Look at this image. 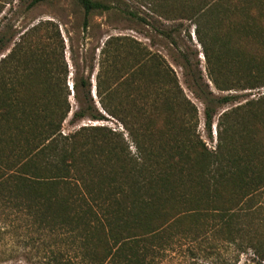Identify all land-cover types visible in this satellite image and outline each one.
I'll use <instances>...</instances> for the list:
<instances>
[{"label":"trees","instance_id":"obj_1","mask_svg":"<svg viewBox=\"0 0 264 264\" xmlns=\"http://www.w3.org/2000/svg\"><path fill=\"white\" fill-rule=\"evenodd\" d=\"M40 1L43 0H31L29 5ZM75 1L83 9L84 28L91 12L112 7L99 0ZM222 9L218 1L196 16L204 27L215 23L210 35L200 39L209 80L219 90L264 85V64L248 53L243 54L241 48L233 47L231 35L221 30L220 23L226 18ZM197 34L200 36L201 32L197 30ZM113 40L106 41L108 48H112L110 51L107 47L101 49L104 58L98 61L94 92L90 82L94 65H89L86 76L73 72L74 109L69 101V71L64 62L61 65L53 62L56 73L40 77V111L21 106L15 107L16 111L10 108L4 70L7 60L14 55L11 51L0 58V187L7 183L11 194L25 199L30 223L40 232L41 244L49 246L53 258L48 259L53 263L58 258L52 245L70 238L73 248L84 251L90 264L108 261L109 264H151L157 245L168 244L184 218L193 217L198 222L199 215L204 217L205 226L223 232L233 241L234 234L239 235L242 227L233 225L234 207L224 204L227 202L224 195L231 189L237 196L264 184L262 175L253 179L248 176L253 156L264 163V158L255 153L258 152L253 148L255 143H250L253 134L246 142L242 140L245 135L236 136L234 130L237 126L240 128L236 130H245L240 122L244 113L251 114L253 119L264 116V97L223 111L225 123L216 148L208 150L195 132L194 106L184 97L175 99L173 89L163 99L162 127L158 129L153 120L149 121V127L143 128L137 139L136 125L133 128L138 114L136 94L129 91L119 95L120 71L105 59L108 53L118 57L123 51ZM5 47L0 37V52ZM136 49L135 43H127L128 55H134ZM229 66L235 68V74L241 70L243 77H230ZM183 67L186 86L204 103V127L211 137L217 108L235 101L237 96L214 95L201 74L190 69L189 61ZM132 73L133 70L127 76ZM18 95L15 101L23 105ZM173 104L189 116L185 125L182 119L180 138L177 135L180 130L174 129L173 119H169L176 113ZM69 112L71 125L82 120H106L105 114L117 118L136 139V153L133 157L125 154L116 137L120 134L104 125H81L63 133L62 124ZM189 188L191 195L185 198L184 191ZM251 248L256 264H264L263 243L255 242Z\"/></svg>","mask_w":264,"mask_h":264},{"label":"rangeland","instance_id":"obj_2","mask_svg":"<svg viewBox=\"0 0 264 264\" xmlns=\"http://www.w3.org/2000/svg\"><path fill=\"white\" fill-rule=\"evenodd\" d=\"M30 1L0 0V37L6 44L5 49L0 52V58L11 51L14 55L7 60L4 75L9 107L15 111V107L19 106L40 111V77L56 73L53 62L66 64L69 71V101L74 109L76 103L71 89L73 72L86 76L89 65H94L90 74L94 92L98 61L104 58L101 49L108 48L106 41L112 39L122 46L123 51L118 57L108 53L105 59L107 64H115V68L120 71L122 83L117 87L119 95L124 96L129 91L136 94L134 103L138 114L133 128L136 125L137 139L142 129L149 127V121L153 120L158 129L162 127L163 99L173 89L175 99L184 97L194 106L197 121L195 132L208 150L216 148L219 133L225 123L221 115L223 111L228 112L246 101L264 97V85L254 88L233 87L228 90H219L213 85L208 77L200 39L204 40L210 35L215 23L204 27L203 22L199 25L196 17L206 7L221 2L222 10L225 9L226 12L225 20L220 23L221 30L227 31L228 36L231 35L233 47L241 48L243 54L248 53L263 65L264 0H99L112 7L107 11L91 12L86 28L83 27V9L75 0H43L32 6L29 5ZM197 30L201 32L200 36ZM127 43H135L137 49L133 50L134 55H128ZM108 49L110 51L112 48L109 46ZM186 61L191 63L190 69L194 73L201 74L202 80L214 95L237 96L235 101L217 108L212 121L211 137L204 127V103L191 92L184 81L186 68L184 69L183 64ZM230 69V77H243L241 70L235 74V68L229 66ZM131 70L132 75L127 76ZM228 86L226 85L227 88ZM17 93L23 105L15 101ZM96 105L99 107L97 102ZM173 105L176 113L169 119H173L174 129L180 130L177 134L180 138L182 119L185 125L189 116L184 115L177 104ZM70 114L69 112L62 124L63 133L76 130L81 125H104L106 129L120 134L116 137L125 154L133 157L136 153V139L117 118L105 114L106 120H82L71 125L68 123ZM240 120L245 130H236L240 128L237 126L234 134H244L242 140L246 142L250 141L253 134L250 143H255L253 148L258 151L255 153L260 154L263 159L264 116L253 119L251 114L244 113ZM236 140L237 143L240 142L239 138ZM251 163L249 178L262 175L264 180V163L259 162L256 156L252 157ZM190 190L184 191L185 198L191 195ZM247 192L235 196V191L231 192L230 189L224 195V200L227 201L224 204L234 207L233 225L240 224L242 227L239 235L234 234L233 241L227 239L223 232L219 233L218 230L205 226L204 217L199 215L198 222L193 217H186L179 223L178 229L174 230L168 244L163 247L157 245L151 264H256L257 259L251 245L255 242L264 245V184ZM184 204L185 202L182 207ZM30 220L32 222L25 199L11 194L7 183L1 186L0 264H90L84 251L73 248L70 238L52 245L58 258L53 263L50 260L53 257L49 246L41 244L40 232ZM47 240L49 238L45 239Z\"/></svg>","mask_w":264,"mask_h":264}]
</instances>
